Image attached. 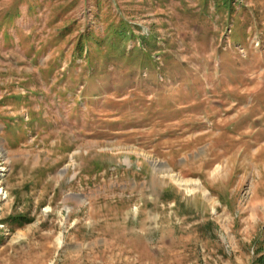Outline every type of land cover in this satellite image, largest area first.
<instances>
[{
	"label": "rangeland",
	"instance_id": "1",
	"mask_svg": "<svg viewBox=\"0 0 264 264\" xmlns=\"http://www.w3.org/2000/svg\"><path fill=\"white\" fill-rule=\"evenodd\" d=\"M0 264H264V0H0Z\"/></svg>",
	"mask_w": 264,
	"mask_h": 264
}]
</instances>
